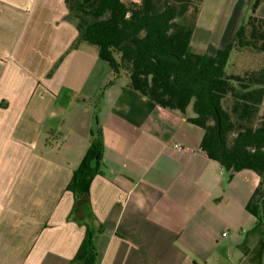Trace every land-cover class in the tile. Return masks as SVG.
I'll return each instance as SVG.
<instances>
[{
	"label": "crops",
	"instance_id": "1",
	"mask_svg": "<svg viewBox=\"0 0 264 264\" xmlns=\"http://www.w3.org/2000/svg\"><path fill=\"white\" fill-rule=\"evenodd\" d=\"M193 1L192 46L213 55L252 0ZM78 36L65 0H0V264H255L245 254L264 229L246 206L259 176L228 180L201 149L204 130L126 78L105 91L101 165L76 195L96 113L78 100L111 77L96 47L74 48Z\"/></svg>",
	"mask_w": 264,
	"mask_h": 264
},
{
	"label": "trees",
	"instance_id": "2",
	"mask_svg": "<svg viewBox=\"0 0 264 264\" xmlns=\"http://www.w3.org/2000/svg\"><path fill=\"white\" fill-rule=\"evenodd\" d=\"M264 0H252L232 40L215 54L198 52L192 37L200 12L193 0H65L81 43L95 46L111 77L91 103L96 109L92 144L74 174L76 195L89 192L103 157V135L97 111L105 91L128 80V87L155 105L178 111L205 132L201 149L225 170L227 179L244 170L260 182L246 210L264 229V66L228 73L234 53L264 54V19L257 11ZM91 245L90 236L84 246ZM260 264L264 241L246 252Z\"/></svg>",
	"mask_w": 264,
	"mask_h": 264
},
{
	"label": "rangeland",
	"instance_id": "3",
	"mask_svg": "<svg viewBox=\"0 0 264 264\" xmlns=\"http://www.w3.org/2000/svg\"><path fill=\"white\" fill-rule=\"evenodd\" d=\"M203 16L206 17L208 23H210L213 20V15L210 12H203ZM219 16L220 18L222 17L221 15ZM214 17H216V14L214 15ZM88 46L90 48H95V46L89 44ZM261 65L264 66L263 53H257L251 51L245 52L244 54L234 53L230 58L227 71L228 73H242L244 70L247 69H255V68L258 69L259 66Z\"/></svg>",
	"mask_w": 264,
	"mask_h": 264
},
{
	"label": "built area",
	"instance_id": "4",
	"mask_svg": "<svg viewBox=\"0 0 264 264\" xmlns=\"http://www.w3.org/2000/svg\"><path fill=\"white\" fill-rule=\"evenodd\" d=\"M133 1H135V2H140L141 0H133Z\"/></svg>",
	"mask_w": 264,
	"mask_h": 264
}]
</instances>
